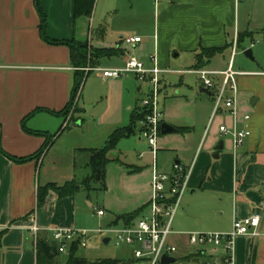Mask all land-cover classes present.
<instances>
[{"label":"crops","instance_id":"1","mask_svg":"<svg viewBox=\"0 0 264 264\" xmlns=\"http://www.w3.org/2000/svg\"><path fill=\"white\" fill-rule=\"evenodd\" d=\"M101 1L98 0L95 8L96 13L100 9V22L103 23L95 39L91 38V33L88 34L85 30L78 32L76 29L78 21L80 23L86 19L84 22L90 24L93 16L91 19L75 20L74 0H41L40 3L46 16V35L49 39L89 42L96 49H113L118 52L117 55L102 59L97 68H118L132 57L150 66V57L155 55L159 66L167 70L172 60L184 55L187 59L190 57L192 68L183 72H193L196 70V55L201 48L224 49L232 45L240 35H249L246 37L248 39L253 36L255 30L264 32V29H259L264 26V18L254 19L256 10L264 7V0H154V2L150 0L151 6L148 11L152 10L153 13L151 32L146 37L134 33V37L142 38V43L130 46L124 42L127 38L125 27L133 22L137 23L140 13L143 16L148 12L142 8L144 3L139 0H121L120 4L119 0ZM247 7L250 9L243 15ZM121 13L125 16L117 19ZM109 15L115 24L110 28L108 36L109 31L104 22ZM143 22L148 24L145 17ZM40 26L41 18L36 0H0V146L6 154L18 159L37 154L47 138L28 133L23 125L24 119L36 110L44 111L32 116L26 122V128L54 138L53 144L40 159L25 164L15 163L0 152V264H37L36 240L31 231L34 224L40 228H76L74 215L70 216L64 212V208L65 210L69 208L68 201L74 198L62 201L51 192L43 208L39 209L37 205L39 187L49 184L64 186L80 179L75 176L60 185L53 181L51 176L52 169L58 165L56 152L58 150L54 149L56 146L58 149V143L65 130L69 128L71 118L61 117L62 121L60 116L52 112H61L70 103L75 70L71 65L68 47L44 42ZM145 42L150 43L152 55L142 48ZM229 49L230 59L224 67L219 61L226 58L225 54ZM229 49L212 59L205 68L215 72L227 71L232 61L233 49L232 47ZM248 73L251 75L246 77H264V72ZM102 80L109 86L116 85L118 81L103 78ZM214 80L219 88L223 77L216 76ZM201 88H204L203 85ZM201 88L199 93L211 99L207 110L201 113L202 116L200 113L194 115L190 108V99L179 98V92L165 102V110L162 109L161 127L167 124L175 129L188 130L185 133L176 132L168 135L161 133L157 156L164 152L162 155H169L172 158L162 161L160 168L162 173L173 174L175 165H181L186 169L193 167L188 190L190 193L183 196L173 222L175 234L170 238V242L178 248L175 256L186 263L192 258L205 260L204 255H197L196 249L189 245L186 233H229L236 217L260 215V237L243 236L236 240L235 264H264V110L250 115L248 111L243 112L239 107L241 119L245 115L251 117L249 127L252 134L246 143L235 151L232 139L220 132L221 126L229 129L232 127V118L224 112L214 115V97L201 93ZM259 102L258 99L255 100L253 107L257 109ZM132 109L129 107V110ZM138 111H141V103L136 105L131 119ZM221 116L230 118L231 125L221 124L215 133L211 134L213 123ZM203 118H206L207 125L201 127L200 133L198 124ZM118 126L116 124L104 136L103 147L115 131L130 125ZM98 135L95 134V137ZM168 136L175 137L174 144L167 142ZM139 141H145L142 137V124ZM221 142L224 148L217 150ZM70 148L75 153L84 152L89 155L86 163L88 167L91 159L89 151L101 149L98 145L81 148L77 144L71 145ZM116 150L117 148L112 152ZM51 154L52 159L47 163L49 166L45 170L46 161ZM121 155L119 152L117 162L125 169L124 180L129 184L126 185L131 190L141 185L140 187L145 190L135 197L136 201L122 215L111 214L103 207L98 208L97 210H104L106 216L96 217L100 221L109 218L107 225L112 224L116 217L131 215L138 211L145 214L151 200L153 168L142 164L125 163L126 159L121 161ZM216 155L219 157L216 158ZM142 158L143 156L139 157ZM157 167L159 170L158 163ZM145 170L148 173L147 181L142 185L138 183L137 178L142 176ZM83 192L85 191L81 193ZM86 193L85 204L94 209L90 199L92 191ZM75 200H72L71 204L73 210L76 206ZM118 225L124 223L120 222ZM40 235L50 239L46 232H41ZM210 252L214 256L221 255L220 251Z\"/></svg>","mask_w":264,"mask_h":264},{"label":"rangeland","instance_id":"2","mask_svg":"<svg viewBox=\"0 0 264 264\" xmlns=\"http://www.w3.org/2000/svg\"><path fill=\"white\" fill-rule=\"evenodd\" d=\"M104 1V0H102ZM101 1V2H102ZM119 0V4H120ZM144 3L143 9L149 10L151 6L150 0H139ZM154 2V0H152ZM98 4V0L96 2ZM97 8V5H96ZM96 8L94 11L93 18L91 22H84L86 19H81L76 23V29L78 32L82 30L86 31L88 34L91 33V38L95 39L101 28L103 22H100L101 12L100 9L96 13ZM152 8V7H151ZM250 8H246L243 15ZM152 10L148 11L142 16L140 13L138 16V22H133L131 25L125 27L127 29L126 37L133 36L134 33L146 37L149 35L152 29ZM112 15V14H111ZM111 15L105 20L104 23L109 31L110 35L111 27L115 24L114 20H111ZM129 15V14H128ZM113 16V15H112ZM122 16V17H120ZM117 19L123 18L125 16L121 15ZM147 19L148 24L143 22V19ZM255 18H264V7H259L254 13ZM259 29H264V26ZM249 35H247L248 37ZM134 37V36H133ZM239 38V37H238ZM238 38L236 42L232 44V49L235 45L237 48V55L234 58V70L246 71V72H264V32L261 30H255L252 37L244 39L242 48L238 49ZM84 39L87 40L85 37ZM144 50L149 51V55H152V47L150 43H146L142 47ZM106 50V49H105ZM111 50V49H110ZM113 50V49H112ZM251 50L253 52V60L249 59L245 55V51ZM231 50L227 51L225 54V59L221 58L219 61L224 67L227 66L230 59ZM190 58V57H189ZM182 55L176 60H172L171 64L167 66L169 73L165 74L161 82V94H160V108L161 111L165 110L164 103L171 100L176 96V92H179V98H188L191 101V111L194 115L202 116L203 112L207 110L211 103V99L199 93V88L202 87V82L197 74L184 73V70L191 69L190 59ZM124 66V65H123ZM122 67V66H121ZM119 68V67H118ZM216 78V77H215ZM214 78V79H215ZM239 94H238V106L242 108L243 112L248 111L250 115L257 114L258 111L264 110V77H246L241 76L237 78ZM262 80V81H261ZM215 81V80H214ZM101 76L97 72H92L88 77L85 78L81 90L79 92V97L75 101V105L71 110L70 115L72 116L74 108L76 107V112L73 114V120L70 118L69 128L65 130L64 136L60 139L54 150L58 154V165L53 168L51 172L53 181L62 185L66 181L71 180L73 177H79V183H82L89 179V175L92 174L91 169L86 166L88 163L89 155L84 152L75 153L71 150L70 146L79 145L81 148H90L94 145L98 147H103L105 145L104 136L113 129L116 124L118 127H125L131 125V115L136 108V105H140L142 100L146 99L149 94L150 86L146 82L139 81L135 77L124 76L118 79L116 85H106L103 83ZM243 86V87H242ZM140 89V92H138ZM241 89H243L241 91ZM259 100V105L257 109L253 107V102ZM140 100V101H139ZM93 107V108H92ZM132 107V110H129ZM163 109V110H162ZM202 113V114H201ZM62 121L63 118L59 117ZM68 118V119H69ZM206 119V118H205ZM200 121L198 124L199 132L201 133V127H205L206 120ZM68 121V120H67ZM221 124L231 125V120L227 116H221L216 119L213 123V130L211 134L215 133V130L220 127ZM101 125V127H99ZM207 125V124H206ZM103 126V127H102ZM100 128V129H99ZM141 124H137L135 133L129 138H125L120 141L116 152H112L109 155V164L107 166L106 175V186L107 191H101L100 185L91 184L92 195L90 199L93 202L94 209L89 208L85 204L86 192L78 194L74 197L76 199L75 210H73L72 200L69 199V208L65 210L70 215H74L75 227L77 229H88L94 230L99 227H106L108 219L100 221L96 217V210L100 207L105 208L111 214L122 215L130 208L131 204L136 201L135 197H138L143 193L144 190L138 185L134 190H131L124 180L126 174L125 169L120 167L117 162V157L119 152L122 153L121 161L133 165H143L153 168L154 158L150 152L148 142L139 141V130ZM99 129V131H98ZM95 134H99L95 137ZM101 135V136H100ZM176 136V135H175ZM165 138V137H161ZM167 142H172L174 144V136H168ZM223 139V138H222ZM228 138H226V142ZM100 144V145H99ZM164 152H160L157 156V163L159 165V172L162 173L161 165L162 161L170 160L171 156L162 155ZM53 154V152H52ZM52 154L48 157L46 161L45 170L49 165L47 163L52 159ZM143 156L142 159H139ZM124 160H123V159ZM172 159V158H171ZM174 162V160H172ZM75 166V167H74ZM147 171L143 172L142 176L137 178L138 183L145 185L147 181ZM88 177L86 179H83ZM127 184V185H126ZM190 193V192H189ZM187 192V194H189ZM186 194V195H187ZM185 195V196H186ZM66 200V199H64ZM63 201V200H62ZM200 233V232H196ZM207 233H221V232H207ZM77 257L83 258L90 262H98L103 260H113L126 262L130 264H144L142 261H138L134 258L132 250L126 246L117 247L115 243L104 244L101 236H95L91 238L88 242L87 248H80ZM68 260L67 254H61L56 262L58 264H65Z\"/></svg>","mask_w":264,"mask_h":264},{"label":"built area","instance_id":"3","mask_svg":"<svg viewBox=\"0 0 264 264\" xmlns=\"http://www.w3.org/2000/svg\"><path fill=\"white\" fill-rule=\"evenodd\" d=\"M125 44L136 46L142 43L141 37H127ZM236 42V41H235ZM237 54L236 45L232 50V61L227 71L215 72L207 69L195 70L203 87L212 92L214 97V115L224 114L232 118L233 125L229 129L220 127L224 136H229L236 151L241 148L251 137L249 122L251 117H240L238 106L239 86L237 78L251 75L248 72H237L233 67V60ZM88 73H100L103 79L116 80L124 76L135 77L139 81L149 84V94L141 102L142 112L146 114L142 124V137L148 142L153 162V178L151 183V200L145 214L129 225L109 224L98 229H77L64 227L40 228L37 224L31 228L37 242L41 232L50 235L51 241L59 245L61 254H69L70 249L76 243L81 248H87L88 242L95 236H101L103 243L108 239V244L115 243L117 247L126 246L132 250L136 260L144 264H162L164 256L174 258L170 264H235V245L239 237H260L261 216L252 215L238 218L233 221L232 230L229 233H186L188 243L196 249L197 255H204L205 260L199 261L192 258L189 262H182L176 258L178 248L171 244L170 238L175 234L173 222L183 196L188 192L193 167L188 169L181 165L174 166L173 174L161 173L157 167L158 142L161 135L163 112L160 108L161 82L168 70L162 69L155 55L150 57V66L137 58H129L124 66L119 68H86ZM222 76L220 87L214 81V77ZM96 215L104 218L106 212L97 210ZM105 244V243H104ZM210 250L220 251L221 255H211Z\"/></svg>","mask_w":264,"mask_h":264},{"label":"trees","instance_id":"4","mask_svg":"<svg viewBox=\"0 0 264 264\" xmlns=\"http://www.w3.org/2000/svg\"><path fill=\"white\" fill-rule=\"evenodd\" d=\"M97 0H74V18L78 20L80 18H88L91 19L94 13L95 5ZM41 0H36V7L39 12L41 18V36L44 42L50 45L56 46H67L70 51V59L71 65L75 70L74 73V84L72 90L71 101L68 106L61 112L52 114L60 116V117H68L71 113L72 108L75 105L76 99L79 97V92L81 90V86L86 77H88L91 73H86L84 69L97 68L98 63L108 57H112L117 55L116 50H99L94 48L89 42H78V41H55L51 40L46 35V16L41 9L40 6ZM247 36L240 35L238 38V49L242 48V44L244 39ZM232 45L226 46L224 49L220 48H201L199 53L196 55V70L206 69L210 61L214 59L216 56L223 54L227 49L231 48ZM44 111V110H36L28 117H26L23 121L24 129L33 135H42L47 138L45 144L41 148V150L28 158L18 159L13 156L6 154L1 146L0 152L3 153L6 157L18 164H25L28 162H32L40 159L46 151L53 144V139L51 136H47L46 134H40L36 132H32L26 128V122L35 114ZM76 112V107L74 108L73 114ZM73 114L71 119L73 118ZM146 114L144 112L138 111L134 113L131 119V125L127 128L118 129L115 131L111 137L109 138L105 147L101 149H93L90 150L91 159L89 163V167L92 171L91 176L86 181L79 183L77 180H73L65 184L64 186H58L56 184H49L44 187L38 188L37 194V205L38 208L41 209L45 206L47 198L51 192L55 193L60 200L74 198L82 191L90 192L93 189L91 188V184L100 185L101 191H106V171L107 166L110 162L108 155L114 151L121 140L125 138H129L135 133V129L137 124H141L145 120ZM186 129H176L177 133H185ZM142 215V211L135 212L131 215L116 217L112 222L113 224H118L120 222L125 225L133 224L138 220ZM81 247L79 243H76L70 249L68 254V260L65 264H130L126 262L113 261V260H103L98 262H90L83 258L77 257V253ZM36 250H37V264H58L56 259L61 255L59 251V245L48 238H43L41 235L38 237L36 242Z\"/></svg>","mask_w":264,"mask_h":264},{"label":"water","instance_id":"5","mask_svg":"<svg viewBox=\"0 0 264 264\" xmlns=\"http://www.w3.org/2000/svg\"><path fill=\"white\" fill-rule=\"evenodd\" d=\"M245 55L253 60V56H252V51L251 50H247L245 51ZM200 92L203 93V94H207L208 96H212V92H210L209 90L205 89V88H201L200 89ZM161 133L162 135H168V134H172V133H176V129L175 128H172L171 126L167 125V124H163L162 127H161ZM224 148V144L223 142H221L217 148V150H222ZM219 155H216V158H218ZM108 239H105L104 240V243L105 244H108ZM175 262V259L174 258H170V257H167V256H164L163 257V260H162V264H170V263H174Z\"/></svg>","mask_w":264,"mask_h":264}]
</instances>
